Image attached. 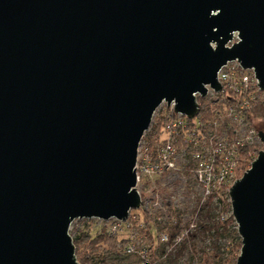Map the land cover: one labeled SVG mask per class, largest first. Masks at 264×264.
<instances>
[{"label":"water","instance_id":"water-1","mask_svg":"<svg viewBox=\"0 0 264 264\" xmlns=\"http://www.w3.org/2000/svg\"><path fill=\"white\" fill-rule=\"evenodd\" d=\"M231 61L264 91V0H0V264H79L71 223L140 208L155 111L194 118ZM229 204L235 264H264V150Z\"/></svg>","mask_w":264,"mask_h":264},{"label":"built area","instance_id":"built-area-1","mask_svg":"<svg viewBox=\"0 0 264 264\" xmlns=\"http://www.w3.org/2000/svg\"><path fill=\"white\" fill-rule=\"evenodd\" d=\"M235 42L236 36L228 46ZM216 80L221 90L215 92L207 86V95L203 98L211 106L209 116L200 117L199 107V114L188 119L180 113L174 115V103L168 108L166 103H162L145 133L147 135L151 131L155 122H160L158 138L150 145L144 135L139 143L135 189L140 196L141 206L135 211L147 214L152 219L151 226L157 212H167L162 205L163 197L156 188L157 181L162 185L170 184L163 181H167L171 175H177L179 165L198 188L201 202L208 198L227 199L229 202V188L237 180V174L245 167H250L257 157V151L264 150V144L256 136L257 129L247 118L252 106L264 101V91L257 86L253 71L241 68L237 61H231L218 71ZM205 108L206 104L202 106V109ZM155 134L152 132L151 137ZM132 214L133 211L124 222L115 219L94 220L101 224V229L106 228L109 235L121 236L116 245L119 254L138 256L140 262L136 264H154L147 240L134 233ZM224 218L226 216L222 215L221 219ZM195 220L196 217H190L189 220L184 218L183 222L187 224L166 248L167 253L195 231ZM82 221L74 220L71 223V238L74 231L81 228ZM139 226L144 229L142 223ZM157 241L167 243V235L161 232Z\"/></svg>","mask_w":264,"mask_h":264},{"label":"trees","instance_id":"trees-1","mask_svg":"<svg viewBox=\"0 0 264 264\" xmlns=\"http://www.w3.org/2000/svg\"><path fill=\"white\" fill-rule=\"evenodd\" d=\"M197 103L200 107V117L209 116L211 109L205 99L198 97ZM206 104V108L202 106ZM251 124L258 130L256 122L264 126V101L255 103L247 114ZM160 122L154 130L156 135L150 140L153 145L158 138ZM259 153V151H257ZM248 167H245L237 174L239 179ZM190 217H196V229L186 237L172 252L167 253L166 248L174 242L181 229L187 224L184 221V213L167 208L166 221L161 223L160 232L167 235V243H158L157 237L151 233L152 219L140 211H133L131 219L137 218V222L144 225V229L135 225L134 233L142 235L149 245V254L154 264H180L181 259L194 264H235L241 248V240L237 234L236 225L230 215V204L227 199L221 200L208 198L201 202L200 197L195 198L194 207L189 211ZM228 214L224 219L222 215ZM81 225V223H80ZM71 234V233H70ZM72 236V234H71ZM195 236H203L210 239L209 246L198 248L195 244ZM117 238L114 235L100 233L90 237L87 233L81 232V228L74 231L72 242L75 247V257L79 264H136L140 258L136 255H122L117 250ZM224 241L225 243H221Z\"/></svg>","mask_w":264,"mask_h":264},{"label":"rangeland","instance_id":"rangeland-1","mask_svg":"<svg viewBox=\"0 0 264 264\" xmlns=\"http://www.w3.org/2000/svg\"><path fill=\"white\" fill-rule=\"evenodd\" d=\"M158 122H155V124L152 126L151 131L145 135V138H153L151 137V133L156 131L154 128L156 127V124ZM257 128H263V124L261 122H256ZM149 140V139H148ZM150 141V140H149ZM180 171L177 175H171L167 181H163L166 183H170L167 185H162L160 181H157L156 188L160 192V195L163 197L162 205L164 206V209H167L170 207L171 209H176L184 213V218L186 220L190 219L189 211L194 207L195 204V198L199 196V190L192 181V179L184 173V169H182V166L179 165L178 167ZM249 169V168H248ZM247 169V170H248ZM164 183V184H166ZM165 211V210H164ZM227 217L228 214H225ZM166 213L163 212L160 213L157 212L155 214L154 223L152 224L151 233L158 238L159 234L161 233L159 230L161 228V223L166 221ZM133 225H140L137 222V218H132ZM81 232L87 233L90 237H95L96 235L100 233H107L106 228L101 229V224H99L96 220H84L81 222ZM121 236L117 238V241L119 242ZM194 242L196 244L197 249L208 247L210 244V239L203 237V236H195ZM221 243H225L224 241H221ZM180 264H194V263H188L187 260L184 258L180 260Z\"/></svg>","mask_w":264,"mask_h":264}]
</instances>
